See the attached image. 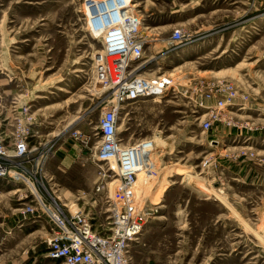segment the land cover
<instances>
[{"label": "rangeland", "instance_id": "374dc122", "mask_svg": "<svg viewBox=\"0 0 264 264\" xmlns=\"http://www.w3.org/2000/svg\"><path fill=\"white\" fill-rule=\"evenodd\" d=\"M86 1L0 0V78L16 89L0 127L6 143L29 132L33 150L19 168L47 204L88 212L104 228L123 196L112 165L95 156L97 121L114 100L94 63L101 43ZM134 1L148 60L139 71L170 75L174 86L118 105L122 145L160 140L154 171L132 188L156 211L130 245L131 264H264V0ZM176 27L182 45L170 40ZM222 81L246 106L228 107L206 131L194 101ZM101 168L110 176L97 192ZM25 204L35 205L29 187L0 179V264H60L48 256L45 213L23 217Z\"/></svg>", "mask_w": 264, "mask_h": 264}, {"label": "built area", "instance_id": "2783aa9c", "mask_svg": "<svg viewBox=\"0 0 264 264\" xmlns=\"http://www.w3.org/2000/svg\"><path fill=\"white\" fill-rule=\"evenodd\" d=\"M108 10L95 9L87 14L94 24L89 30L101 43L94 63L104 74L102 82L113 89V105L105 109L97 121L100 139L95 153L99 161L111 165L114 162L111 168L117 176L115 180L119 182L123 196L110 207L107 226L103 228V223L96 224L94 216L83 210L71 211L57 203L53 207L47 204L38 193L35 181L27 179L20 172L18 162L33 150V147H29V132L17 133L10 143H6L0 127V179H21L29 187L35 197V205L25 204L20 213L23 217L45 213L51 231L48 256L60 264H131L130 245L140 238L146 220L156 211L155 207L140 205L132 193L137 170L148 164L143 156L138 155V150L147 140L122 145L117 131L118 105L141 98L164 97L170 87L174 86L173 79L164 73L149 76L139 71L145 44V38L140 35L142 16L127 13L129 15L122 14L121 20L117 11ZM92 28L100 33H95ZM170 40L176 45L186 41L178 27L173 29ZM199 91L200 95L194 102L198 109L204 110L201 125L206 131L212 128L221 112L228 107L242 110L246 106V97L243 102L236 100L237 89L232 82L209 83L204 90L200 88ZM101 169L95 186L97 192L105 188V179L110 176L106 170ZM145 169L150 173L154 171L150 166H145Z\"/></svg>", "mask_w": 264, "mask_h": 264}, {"label": "bare ground", "instance_id": "6f19581e", "mask_svg": "<svg viewBox=\"0 0 264 264\" xmlns=\"http://www.w3.org/2000/svg\"><path fill=\"white\" fill-rule=\"evenodd\" d=\"M138 3H136L134 0H87L85 2V11L88 12V14L91 13L92 10L95 11V9L97 10H103L104 11H107L108 9V12H112V11H117L119 14H120V17H121V20H122V14H127V13H137L139 14L138 11L135 10V6H137ZM129 15V14H127ZM135 15V14H133ZM102 21H103V17L101 18ZM89 27H93L94 24L91 23V20H89ZM93 31L95 33H100L96 28H92ZM186 62H188L187 59L189 58H185ZM148 62V60H145V61H141L140 62V66L141 68L144 66L145 62ZM181 65L179 66H176L175 68H178L180 67ZM174 68V69H175ZM98 69V68H97ZM95 72V69L93 70V73ZM99 73V72H98ZM97 73V75H98ZM168 77H170V75H167ZM172 83V82H171ZM160 96V95H159ZM158 97V96H157ZM143 99V98H141ZM157 139V138H156ZM237 136H234V140H237ZM163 142V141H161ZM160 140L157 139V140H147V143H145L144 145H142L140 147V149L138 150V155L139 156H143L144 160L148 163V164H144L143 166H141L138 170H137V178L133 184V188H135L136 190V183H138V188H141V186L144 185V183L147 181V176L146 174H143V171L145 170V166H148L149 163H150V159L152 157V154L154 153V150L158 147H160ZM164 143V142H163ZM147 154V155H146ZM146 155V156H145ZM129 157H130V153H129ZM152 163V162H151ZM112 165L114 166V162H112ZM185 174L183 175V179H187V178H191L192 176V172L190 170H186L184 172ZM138 179V180H137ZM116 181V180H115ZM117 183V181H116ZM162 188V187H161ZM116 190H117V193H119V184H117L116 186ZM143 191V190H142ZM120 196V193L119 195H117L114 200L115 201H118V198ZM143 229V228H142ZM142 232V231H141Z\"/></svg>", "mask_w": 264, "mask_h": 264}, {"label": "crops", "instance_id": "0c3cea01", "mask_svg": "<svg viewBox=\"0 0 264 264\" xmlns=\"http://www.w3.org/2000/svg\"><path fill=\"white\" fill-rule=\"evenodd\" d=\"M1 64V63H0ZM3 73L2 67L0 65V75ZM7 82L3 78H0V115L6 116L9 113L10 108L6 107V101L11 99V97L16 98V89L14 87H7ZM54 93V91L52 92ZM17 107V105H15ZM13 108H11L12 110Z\"/></svg>", "mask_w": 264, "mask_h": 264}]
</instances>
